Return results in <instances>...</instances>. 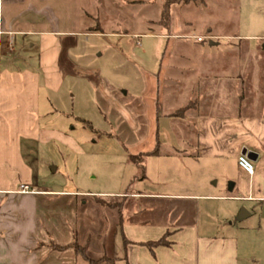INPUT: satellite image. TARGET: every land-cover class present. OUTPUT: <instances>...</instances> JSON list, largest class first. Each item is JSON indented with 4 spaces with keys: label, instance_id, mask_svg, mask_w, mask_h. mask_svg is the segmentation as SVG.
I'll return each instance as SVG.
<instances>
[{
    "label": "crops",
    "instance_id": "obj_1",
    "mask_svg": "<svg viewBox=\"0 0 264 264\" xmlns=\"http://www.w3.org/2000/svg\"><path fill=\"white\" fill-rule=\"evenodd\" d=\"M54 4L52 0H0V264H86L84 258L98 264H264V101H259L263 108L250 111L245 106L240 113H224L217 96L210 94L206 96L209 101L202 103L199 95L194 107L174 117L185 106L180 59L186 53L180 50L165 49L161 57L164 82L159 102L167 111L164 119L169 121L167 131L173 138L161 143L163 133L156 120L159 102L153 98L150 144L137 146L129 156L130 161L134 157L136 164H144L147 175L150 165L158 168V177L152 175L151 183L142 181L146 189L95 195L58 192L37 184L22 157L25 146L28 149L25 143L30 139L69 142L58 131L40 129L38 120L57 111L54 107L67 77L84 67L79 58L84 39L97 41L120 34L105 32L100 18L91 28L85 10L64 29ZM153 22L147 19L123 35L137 40L152 37ZM58 38L68 40L61 43ZM197 54L205 52L199 49ZM197 82L201 87L204 80L200 77ZM110 91L103 89L104 103L118 113L117 98ZM185 119L195 121L192 145L184 131L171 123ZM244 151L256 155L255 160L249 159L252 176L237 166V156ZM212 177L230 181L232 189H211L205 178L210 181ZM21 185L35 193H19ZM78 197L97 198L99 209L115 212L109 237L111 255L92 259L71 248V242L61 244L63 239L57 238L56 233L76 231L73 213ZM53 198H62L73 208L55 222L53 212L58 205ZM106 200L115 203H106L109 208H105L101 202ZM126 200L134 206L128 212L124 210ZM141 201L148 207L139 208ZM161 238L164 245L145 246Z\"/></svg>",
    "mask_w": 264,
    "mask_h": 264
},
{
    "label": "rangeland",
    "instance_id": "obj_2",
    "mask_svg": "<svg viewBox=\"0 0 264 264\" xmlns=\"http://www.w3.org/2000/svg\"><path fill=\"white\" fill-rule=\"evenodd\" d=\"M52 1L64 29L70 19L85 10L91 28H95L100 18L105 32L112 30L120 34L81 41L84 51L79 58L84 67H78L67 77L54 107L57 111L38 120L40 129L58 131L69 142L54 139L41 143L30 139L25 143L28 149L25 146L22 157L31 167L34 180L44 189L93 194L146 189L147 184L142 181L151 183L158 168L154 170L155 164L150 165L151 173L147 175L144 164L140 167L129 156L137 146L150 144L153 122L150 102L153 98L159 102L163 97L161 57L165 49L186 53L180 60L187 110L195 106L199 95L203 103L209 101L206 96L210 94L222 101L220 109L224 113L231 110L240 113L245 106L250 111L263 106L259 101H264V0H198L187 5L175 4L170 7L166 21L161 20V0ZM147 19L154 20L152 37L137 40L123 35L125 31H135V26ZM197 38L202 41L197 42ZM58 39L61 43L68 40ZM210 41L216 45L210 47ZM199 49L205 55L197 54ZM174 59L178 61V57ZM173 74L174 78L178 77L177 72ZM200 77L204 80L201 87L197 85ZM104 88H110L111 96L117 98L118 113L105 105ZM170 93L176 96L173 89ZM165 112L163 103L159 102L156 120L163 133L159 136L161 143L173 138L167 131L171 126L164 119ZM175 121L171 122L173 126L183 130L192 145L195 121ZM157 166L163 167L160 162ZM205 179L211 189L217 190L221 186L228 188L230 183L222 182L220 177ZM97 201V198H76L73 213L76 231L56 233L59 240L63 239L61 244L71 242V248L92 259L112 254L109 237L115 212L99 209ZM106 201L101 202L105 208L115 203ZM53 203L58 205L53 212L54 222L73 209L62 198H53ZM132 203L126 200V212L134 208ZM147 204L141 201L137 206L145 209Z\"/></svg>",
    "mask_w": 264,
    "mask_h": 264
},
{
    "label": "trees",
    "instance_id": "obj_3",
    "mask_svg": "<svg viewBox=\"0 0 264 264\" xmlns=\"http://www.w3.org/2000/svg\"><path fill=\"white\" fill-rule=\"evenodd\" d=\"M162 1V12H161V20L163 21H166L168 19V16H169V11H170V7L172 5H175V4H183V5H187L191 2H196L198 0H161ZM187 109L186 108H182L180 109L179 111L173 113L172 115L174 117H177L179 115H182L185 113ZM133 160V162L136 163V160L137 158H131ZM141 159V156L139 157V160ZM137 164L139 166L140 165V161L137 162ZM165 244V241H164V238H161L160 240L156 241V242H149V243H146L145 246H147L148 248H152V247H155V246H159V245H164ZM56 249H59L60 247L58 246H54ZM77 251V250H76ZM86 260V264H98L99 261H94V260H91V259H87V258H84Z\"/></svg>",
    "mask_w": 264,
    "mask_h": 264
},
{
    "label": "built area",
    "instance_id": "obj_4",
    "mask_svg": "<svg viewBox=\"0 0 264 264\" xmlns=\"http://www.w3.org/2000/svg\"><path fill=\"white\" fill-rule=\"evenodd\" d=\"M197 42H201V38L196 39ZM237 166L238 169L246 176H252L254 172L253 165L251 161L247 158L246 155L240 154L237 156ZM19 193H35L33 189L26 185H21L19 189Z\"/></svg>",
    "mask_w": 264,
    "mask_h": 264
},
{
    "label": "water",
    "instance_id": "obj_5",
    "mask_svg": "<svg viewBox=\"0 0 264 264\" xmlns=\"http://www.w3.org/2000/svg\"><path fill=\"white\" fill-rule=\"evenodd\" d=\"M214 45H216V43H214V42H212V41H210L209 42V46L211 47V46H214ZM261 150H262V152H263V154H264V145H261ZM242 154H246V152L244 151V152H242ZM247 158L248 159H250V156H252V158H253V160H255L256 159V155L255 154H253V153H247ZM228 188H229V190H231L232 189V184H230L229 186H228ZM243 212V209L241 210V213ZM241 213H240V215H241Z\"/></svg>",
    "mask_w": 264,
    "mask_h": 264
}]
</instances>
